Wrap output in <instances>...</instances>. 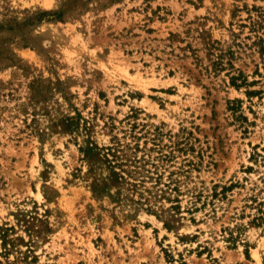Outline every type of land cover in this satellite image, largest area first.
Wrapping results in <instances>:
<instances>
[{
	"label": "rangeland",
	"instance_id": "1",
	"mask_svg": "<svg viewBox=\"0 0 264 264\" xmlns=\"http://www.w3.org/2000/svg\"><path fill=\"white\" fill-rule=\"evenodd\" d=\"M1 227L0 264H264V0H0Z\"/></svg>",
	"mask_w": 264,
	"mask_h": 264
},
{
	"label": "trees",
	"instance_id": "2",
	"mask_svg": "<svg viewBox=\"0 0 264 264\" xmlns=\"http://www.w3.org/2000/svg\"><path fill=\"white\" fill-rule=\"evenodd\" d=\"M10 227H1L0 229V237L3 240V246L5 247V250H7V245L9 244V232H10Z\"/></svg>",
	"mask_w": 264,
	"mask_h": 264
},
{
	"label": "bare ground",
	"instance_id": "3",
	"mask_svg": "<svg viewBox=\"0 0 264 264\" xmlns=\"http://www.w3.org/2000/svg\"><path fill=\"white\" fill-rule=\"evenodd\" d=\"M255 256H256L258 259L260 258V255H259V253H258L257 250H255Z\"/></svg>",
	"mask_w": 264,
	"mask_h": 264
}]
</instances>
